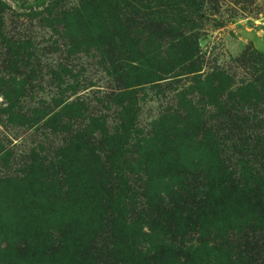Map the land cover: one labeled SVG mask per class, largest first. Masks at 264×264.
<instances>
[{"label":"trees","instance_id":"16d2710c","mask_svg":"<svg viewBox=\"0 0 264 264\" xmlns=\"http://www.w3.org/2000/svg\"><path fill=\"white\" fill-rule=\"evenodd\" d=\"M220 1L74 0L71 5V0H43L30 5L25 17L37 16L39 22L75 20L83 34L61 41L59 36L45 38L41 30L4 28L7 16H19L11 7L18 4L0 0V113H6L7 122L17 120L61 137L53 147L55 157L48 159L41 145L33 146L21 161L26 176H7L0 169V184L25 183L46 165L78 188L88 183L106 187L109 201L122 204L126 194L149 180L147 175L136 187L142 180L137 173L145 174L164 159V166L176 165L175 186L181 192L168 204L164 198L149 201L148 212L157 223L184 227L186 217H192L208 225L212 235L222 231L215 226L217 219L228 226L227 234L235 229L264 236V54L245 45L232 57L236 65L202 70L201 30L233 17L215 14ZM52 31L63 35L58 28ZM88 48L100 52L102 66L115 82L110 93L72 76L77 71L66 61ZM58 51L65 55L51 58ZM45 85L51 86L48 99L42 97ZM150 89L163 91L152 98L157 115L147 126L138 114ZM94 100L95 106L115 107V133L107 128L106 115L90 110ZM186 148L198 155H184ZM119 215L111 213L106 243L89 239L83 264H150L151 258H159L155 251L160 246L151 240V248L134 253L128 223L118 221ZM183 240L168 239L172 246H184ZM238 240L241 249L243 239ZM248 255L241 252L239 260L247 264Z\"/></svg>","mask_w":264,"mask_h":264},{"label":"rangeland","instance_id":"374dc122","mask_svg":"<svg viewBox=\"0 0 264 264\" xmlns=\"http://www.w3.org/2000/svg\"><path fill=\"white\" fill-rule=\"evenodd\" d=\"M42 1L17 0L19 6L11 3L12 10L19 16H7L5 21L3 20L4 28L15 29L12 28L15 26L20 28L19 31L29 28L41 30L42 34L45 33V38L50 35L52 38L59 36L61 41L75 40L83 34L78 32V24L72 18L66 20L61 17L58 21L43 19L39 22L37 16L25 17L30 5L34 8L35 3ZM73 2L74 0H71L70 4L73 5ZM219 3V10L215 14L225 18L231 15L233 17L228 18L222 26L215 28L205 24V30H201V33H204L199 39L203 71L213 65H236L232 57L245 45H251L264 54V0H221ZM54 28H58L64 36L54 33ZM47 44L50 46L49 41L45 43ZM64 55L61 51L53 52L51 58ZM66 63L75 67L74 70L78 74L77 77L72 75L75 79L81 76L87 78L89 83L93 84L94 90L97 88L110 93L115 87L114 80L108 74L109 70L105 71L102 66L100 52L93 48L81 51ZM68 79L71 81L70 76ZM46 90L47 94L42 97L48 99L51 96V86L45 85L43 92ZM162 91L150 89L145 101L139 102L141 106L138 119L146 122L147 126L157 115V103L152 98ZM164 95L169 99L167 91H164ZM95 103V100L90 103V110L106 115L107 128L112 130L116 126L115 107L100 104L95 106ZM5 118L6 113H0V169L5 172L4 175L19 172L26 176L27 171L21 161L33 146L41 145L45 149V152L41 153L46 155V158L55 157L56 151L53 147L60 144L59 134L51 136L50 130L39 128L36 131L35 127L19 124L17 120L7 122ZM113 132L115 133V130ZM188 153L198 155V152L186 148L184 155ZM161 162H164V159ZM161 162L159 166L154 163L153 168L144 171L145 174L137 173V177L142 180L136 187L142 184L147 175L149 180L144 188L140 187L136 192L132 189L133 194H126V199L120 200L122 204L109 201L106 187L91 188L88 183L78 188L76 183H71V179L63 180L65 176H58V170L48 169L46 165L43 171L35 170L29 175L25 183L15 184L9 181L0 184V264H83L86 261L90 238H95L96 243L99 242L101 246L110 239L109 222L114 211L120 212L118 221L126 220L128 223V233L133 241L132 248L136 249L135 254L138 255L139 248H151L147 240L160 246V249L155 251H159V258H151L153 263L150 264H154V261L155 264H243L239 260L242 258L239 254L244 251L249 252L244 260L247 264H264L262 234L245 235L233 228L227 234L230 229L225 231L228 226L222 225L217 219L215 226L221 227L225 232L219 230V233L212 232V235L209 234L208 225L195 222L192 217H186L184 227L157 223L156 218L148 212L149 201L154 203L157 199L164 198L168 204L172 196L177 198L181 192L176 191L175 186L179 182L174 176L176 165L168 164L166 167V160L163 164ZM242 225L243 222L233 227ZM179 236L183 237L184 246L176 243L172 246L168 239ZM239 237L243 239L241 249L237 246ZM153 250L154 248L150 251V256ZM101 264L110 263L101 261Z\"/></svg>","mask_w":264,"mask_h":264}]
</instances>
